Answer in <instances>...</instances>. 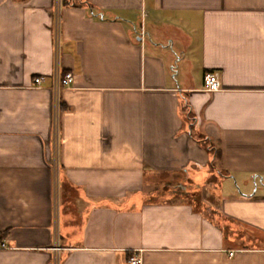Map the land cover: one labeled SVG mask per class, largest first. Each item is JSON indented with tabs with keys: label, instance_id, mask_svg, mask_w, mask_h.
Listing matches in <instances>:
<instances>
[{
	"label": "crops",
	"instance_id": "1",
	"mask_svg": "<svg viewBox=\"0 0 264 264\" xmlns=\"http://www.w3.org/2000/svg\"><path fill=\"white\" fill-rule=\"evenodd\" d=\"M134 254L264 264V0H0V264Z\"/></svg>",
	"mask_w": 264,
	"mask_h": 264
},
{
	"label": "built area",
	"instance_id": "2",
	"mask_svg": "<svg viewBox=\"0 0 264 264\" xmlns=\"http://www.w3.org/2000/svg\"><path fill=\"white\" fill-rule=\"evenodd\" d=\"M45 76H37L34 78V84L40 85ZM74 80V76L72 72H64L61 73L57 71L54 75V86L58 88L60 85H70ZM221 87V82L217 72H207L204 75V88L208 91H216ZM232 254V252L230 253ZM141 257L137 254H134L130 257L128 263L129 264H141Z\"/></svg>",
	"mask_w": 264,
	"mask_h": 264
},
{
	"label": "trees",
	"instance_id": "3",
	"mask_svg": "<svg viewBox=\"0 0 264 264\" xmlns=\"http://www.w3.org/2000/svg\"><path fill=\"white\" fill-rule=\"evenodd\" d=\"M210 147H212V146L210 145ZM219 159H220V150H219V147H216V151L214 152V163H215V165H216V161H218Z\"/></svg>",
	"mask_w": 264,
	"mask_h": 264
},
{
	"label": "rangeland",
	"instance_id": "4",
	"mask_svg": "<svg viewBox=\"0 0 264 264\" xmlns=\"http://www.w3.org/2000/svg\"><path fill=\"white\" fill-rule=\"evenodd\" d=\"M67 196H68V198H67L68 202H69V201H72V203H73V196H72L71 194H69V195H67Z\"/></svg>",
	"mask_w": 264,
	"mask_h": 264
}]
</instances>
